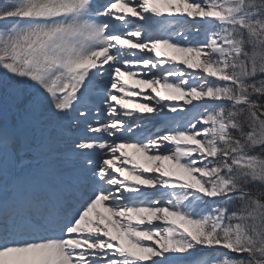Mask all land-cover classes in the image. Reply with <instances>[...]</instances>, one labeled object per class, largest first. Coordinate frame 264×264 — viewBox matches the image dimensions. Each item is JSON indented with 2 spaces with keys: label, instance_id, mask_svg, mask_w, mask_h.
I'll return each mask as SVG.
<instances>
[{
  "label": "snow or ice",
  "instance_id": "snow-or-ice-1",
  "mask_svg": "<svg viewBox=\"0 0 264 264\" xmlns=\"http://www.w3.org/2000/svg\"><path fill=\"white\" fill-rule=\"evenodd\" d=\"M0 264H264V0L0 6Z\"/></svg>",
  "mask_w": 264,
  "mask_h": 264
},
{
  "label": "bare ground",
  "instance_id": "bare-ground-1",
  "mask_svg": "<svg viewBox=\"0 0 264 264\" xmlns=\"http://www.w3.org/2000/svg\"><path fill=\"white\" fill-rule=\"evenodd\" d=\"M5 3H7V0H0V6H2Z\"/></svg>",
  "mask_w": 264,
  "mask_h": 264
}]
</instances>
